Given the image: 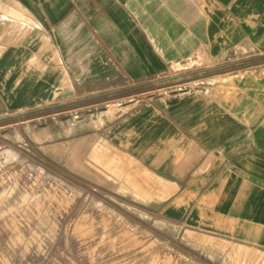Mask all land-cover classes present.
Instances as JSON below:
<instances>
[{"label": "crops", "instance_id": "1", "mask_svg": "<svg viewBox=\"0 0 264 264\" xmlns=\"http://www.w3.org/2000/svg\"><path fill=\"white\" fill-rule=\"evenodd\" d=\"M164 77L196 81L106 100ZM62 106L88 109L84 188L264 252V0H0V118Z\"/></svg>", "mask_w": 264, "mask_h": 264}, {"label": "rangeland", "instance_id": "2", "mask_svg": "<svg viewBox=\"0 0 264 264\" xmlns=\"http://www.w3.org/2000/svg\"><path fill=\"white\" fill-rule=\"evenodd\" d=\"M194 81L164 77L106 100L128 106ZM88 115L62 106L0 118V264H264V252L217 238L154 234L103 191L84 188L73 169L87 162L77 139Z\"/></svg>", "mask_w": 264, "mask_h": 264}, {"label": "built area", "instance_id": "3", "mask_svg": "<svg viewBox=\"0 0 264 264\" xmlns=\"http://www.w3.org/2000/svg\"><path fill=\"white\" fill-rule=\"evenodd\" d=\"M189 89H190V88H189ZM189 89H188V90H185V91H184V92H182V93H185V92L189 91ZM182 93L174 92L172 95H176V94H182Z\"/></svg>", "mask_w": 264, "mask_h": 264}]
</instances>
